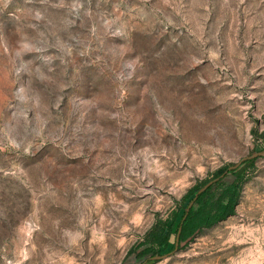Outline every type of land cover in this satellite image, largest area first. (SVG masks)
Returning a JSON list of instances; mask_svg holds the SVG:
<instances>
[{"label":"rangeland","instance_id":"1","mask_svg":"<svg viewBox=\"0 0 264 264\" xmlns=\"http://www.w3.org/2000/svg\"><path fill=\"white\" fill-rule=\"evenodd\" d=\"M262 151L264 0H0V264H142L176 211L145 264H264ZM231 166L236 212L170 249Z\"/></svg>","mask_w":264,"mask_h":264},{"label":"trees","instance_id":"2","mask_svg":"<svg viewBox=\"0 0 264 264\" xmlns=\"http://www.w3.org/2000/svg\"><path fill=\"white\" fill-rule=\"evenodd\" d=\"M247 161H250V159L245 160L242 164L247 163ZM227 169L228 167L220 168L217 170V174L220 172L218 175H221ZM227 174L228 172L226 175ZM225 176L208 186L197 196L193 206L189 210L186 209L182 216V220L176 226V238L170 249L174 250L176 248L177 237H179L178 247L180 248L184 243L195 238L203 230V228L211 227L236 212V206L240 199L243 180L241 179L242 181L238 180L230 185H225L224 183H221ZM210 180L206 181L205 184H207ZM215 186L217 190L214 189ZM201 188L202 187L191 188L182 198L180 207H188L190 201ZM219 189H221V191ZM185 203H187V206L184 207ZM196 205H198V208H195ZM176 219L177 211L174 212V221H172V223H170V218L164 220L158 217L145 233L142 245L146 247L139 255L147 256V263L155 261L152 260L151 257L161 255V252L170 247V240L176 224ZM180 226L181 231L179 232Z\"/></svg>","mask_w":264,"mask_h":264},{"label":"water","instance_id":"3","mask_svg":"<svg viewBox=\"0 0 264 264\" xmlns=\"http://www.w3.org/2000/svg\"><path fill=\"white\" fill-rule=\"evenodd\" d=\"M261 154H264V151H262V152H259L258 153V155H261ZM257 154H254V155H251V156H249L248 158H245L246 160L247 159H251V158H253L254 156H256ZM245 159L243 160V161H245ZM238 164H236L235 166H237ZM235 166H231V167H229L223 174H221V176H219V177H217V178H215V179H213V180H210L207 184H205L198 192H197V194L194 196V198L190 201V203H189V205H188V207H187V210H189L192 206H193V204H194V202H195V200H196V198H197V196L201 193V192H203L208 186H210L211 184H213L215 181H217V180H219L221 177H223V176H225L226 175V173L227 172H229V169H232L233 167H235ZM181 231V226H180V228H179V232ZM178 239H179V237H177V243H176V248L174 249V250H177V247H178ZM166 256V254H161V255H156V256H153V257H151V259L152 260H156V259H161V258H163V257H165ZM148 260H146V262H147ZM146 262H143L142 264H145Z\"/></svg>","mask_w":264,"mask_h":264}]
</instances>
